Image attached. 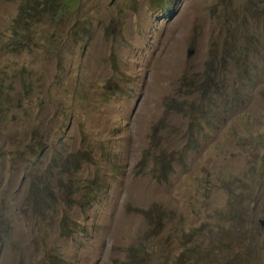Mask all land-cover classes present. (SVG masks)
I'll use <instances>...</instances> for the list:
<instances>
[{"label": "rangeland", "instance_id": "1", "mask_svg": "<svg viewBox=\"0 0 264 264\" xmlns=\"http://www.w3.org/2000/svg\"><path fill=\"white\" fill-rule=\"evenodd\" d=\"M21 1L0 264H264V0H80L29 45Z\"/></svg>", "mask_w": 264, "mask_h": 264}, {"label": "trees", "instance_id": "2", "mask_svg": "<svg viewBox=\"0 0 264 264\" xmlns=\"http://www.w3.org/2000/svg\"><path fill=\"white\" fill-rule=\"evenodd\" d=\"M80 3V0H22L18 18L23 24L22 26L15 24L13 34L19 37L23 44L27 43L29 45L35 24L46 18L56 19L62 17L63 14L72 13L81 6ZM143 163L145 164L146 162L143 160ZM90 188L104 191L102 185ZM260 216L263 219L259 221H264V213Z\"/></svg>", "mask_w": 264, "mask_h": 264}]
</instances>
